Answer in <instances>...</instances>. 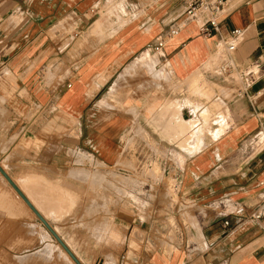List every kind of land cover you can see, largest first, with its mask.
<instances>
[{
	"label": "crops",
	"instance_id": "obj_1",
	"mask_svg": "<svg viewBox=\"0 0 264 264\" xmlns=\"http://www.w3.org/2000/svg\"><path fill=\"white\" fill-rule=\"evenodd\" d=\"M112 1L0 0V169L28 199L19 187L28 181L76 186L69 179L76 169L72 150L99 157L104 168L122 154L160 157L166 186L197 222L188 227L193 242L184 231L171 251L145 243L119 264H264V150L252 157L247 150L248 139L264 127V79L236 95L218 76L222 40L234 29L243 31L231 56L236 67L254 60L264 67V0H227L219 33L210 37L199 33L206 14L185 19L184 0L145 7L125 0L120 26L100 15ZM178 25L161 54L148 51ZM60 108L68 118L79 113L77 139L43 132V125L59 122ZM25 138L42 145L19 147ZM78 170L90 173L92 166ZM12 193L0 174V254L53 247V237L18 196L24 205L13 204ZM46 203L57 205L59 196ZM37 211L71 251L56 230L63 216ZM99 232L98 239H120L109 223Z\"/></svg>",
	"mask_w": 264,
	"mask_h": 264
},
{
	"label": "rangeland",
	"instance_id": "obj_2",
	"mask_svg": "<svg viewBox=\"0 0 264 264\" xmlns=\"http://www.w3.org/2000/svg\"><path fill=\"white\" fill-rule=\"evenodd\" d=\"M152 1L140 0L141 6L145 7ZM125 8V0H114L104 10H100V15L105 14V18L113 20L115 26H120L124 23V16H127ZM98 25L95 24V30ZM218 93L227 98L230 95L223 88H218ZM112 110L117 108L113 106ZM70 114L73 118H68L65 109L60 108L56 117L59 122L43 125V132L51 135L54 129L59 131L61 137L69 135L77 139L79 113ZM143 142L146 146V138ZM41 145L42 142L35 138H25L21 139L19 147L31 146L38 150ZM128 147L133 151L132 143ZM69 154L72 155L76 168L71 174L74 176L70 175L69 179L74 180L75 187L68 186L64 181L63 186L56 181L50 187L47 184V187H43L39 180L25 182L19 187L45 217H49V212L63 216L61 225L56 230L81 264H119L122 258L130 255V250L139 253L145 243L171 251L175 241L184 237V231L189 237L187 243L193 242L188 227L197 228V222L191 217L192 212L187 209L188 206L179 203L176 192L166 186L161 176L160 157L154 159L147 154H122L116 165L104 164V168L98 166L101 161L97 156L88 157L78 149ZM84 164H91L90 173L84 174L78 170ZM153 169L154 172H151ZM69 191L76 194V204L68 199ZM53 196H59V203L51 206L46 202ZM12 197L13 204H22L14 193ZM36 199L39 203H34ZM69 207L72 211L68 214ZM90 208L92 209L88 211ZM106 223L120 234L119 240L113 241L107 234H102L98 239L99 228ZM68 228L69 234L66 232ZM39 238L42 239L41 235ZM52 245L53 247L43 246V250L41 248L39 251L12 252L6 256L1 253L0 261L6 259L7 264H74L55 241Z\"/></svg>",
	"mask_w": 264,
	"mask_h": 264
},
{
	"label": "built area",
	"instance_id": "obj_3",
	"mask_svg": "<svg viewBox=\"0 0 264 264\" xmlns=\"http://www.w3.org/2000/svg\"><path fill=\"white\" fill-rule=\"evenodd\" d=\"M235 3H243L246 0H234ZM227 0H184L185 19L194 20L200 14H206V20L200 24L199 33L210 37L213 33H219L218 19L223 10L227 7ZM181 25L171 27L165 34L158 37L153 45L148 47V51L154 54H161L165 44L173 38L179 31ZM243 35L241 29H234L230 35L222 40L224 46V57L218 69V76L228 81L232 94H245L248 89L264 79V67L259 60H254L245 68L238 69L231 56L236 52L240 39ZM248 157L264 150V127L260 123L257 132L247 141ZM243 209L234 211L235 215H241ZM251 218L258 220L259 214H252ZM224 227L228 226L225 222Z\"/></svg>",
	"mask_w": 264,
	"mask_h": 264
},
{
	"label": "water",
	"instance_id": "obj_4",
	"mask_svg": "<svg viewBox=\"0 0 264 264\" xmlns=\"http://www.w3.org/2000/svg\"><path fill=\"white\" fill-rule=\"evenodd\" d=\"M0 174L5 178L8 184L11 186L13 191L17 196L23 201V203L29 208V210L35 215L38 221L43 225L46 231L53 237L57 244L64 250L67 256L73 261L74 264H81L73 253L68 249L65 243L59 238V236L53 231V229L48 225L42 215L34 208V206L29 202V200L24 196V194L18 189V187L9 179V177L0 169Z\"/></svg>",
	"mask_w": 264,
	"mask_h": 264
},
{
	"label": "bare ground",
	"instance_id": "obj_5",
	"mask_svg": "<svg viewBox=\"0 0 264 264\" xmlns=\"http://www.w3.org/2000/svg\"><path fill=\"white\" fill-rule=\"evenodd\" d=\"M149 59H150V58H149ZM154 61H155V60H154ZM196 92H197V91H196ZM196 92H195V93H196ZM193 95H194V94H193ZM42 195H43V194H42ZM16 196H17V195H16ZM23 205H24V204H23Z\"/></svg>",
	"mask_w": 264,
	"mask_h": 264
}]
</instances>
